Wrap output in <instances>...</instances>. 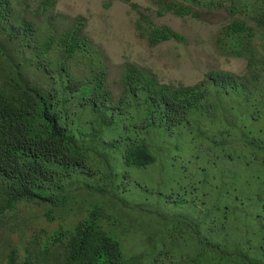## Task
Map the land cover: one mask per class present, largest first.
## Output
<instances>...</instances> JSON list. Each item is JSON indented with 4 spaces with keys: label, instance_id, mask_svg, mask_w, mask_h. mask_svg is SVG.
I'll list each match as a JSON object with an SVG mask.
<instances>
[{
    "label": "trees",
    "instance_id": "1",
    "mask_svg": "<svg viewBox=\"0 0 264 264\" xmlns=\"http://www.w3.org/2000/svg\"><path fill=\"white\" fill-rule=\"evenodd\" d=\"M57 1L0 0V264H264V202L241 215L232 178L264 171L236 153L264 149V0H154L225 12L214 43L245 73L173 84L127 61L117 94L85 18ZM138 28L151 45L188 40L145 13ZM214 97L255 135L229 131L228 108L218 124Z\"/></svg>",
    "mask_w": 264,
    "mask_h": 264
},
{
    "label": "rangeland",
    "instance_id": "2",
    "mask_svg": "<svg viewBox=\"0 0 264 264\" xmlns=\"http://www.w3.org/2000/svg\"><path fill=\"white\" fill-rule=\"evenodd\" d=\"M29 1L33 5L38 2ZM159 8L154 0H58L56 3V12L64 15L65 20L78 15L85 18V32L105 55L109 72L108 85L115 94L118 93L115 80L120 76L122 66L127 61L153 71L162 82L173 84L195 85L212 69L245 73L247 63L244 57L221 54L214 43L217 31L228 20L225 12L215 10L205 11L201 16H182L170 11L161 14ZM140 13L149 15L158 25H169L182 32L188 40L186 42L168 40L151 45L140 35L138 28ZM220 101L224 106L220 110L217 108V112L213 111L217 123L219 124L221 115L228 108L229 114L233 113L237 118L236 128L229 131L253 137L254 131L248 132L244 126L246 116L245 114L240 116L241 108L238 107L237 101L233 104L223 97H214L215 103ZM254 103L251 97L241 102L243 112L249 111ZM210 130L211 128L208 131ZM236 153L245 157L253 154L256 160L259 158L264 160V149H252L246 154L239 148ZM252 163L254 174L247 169L243 170L241 166L238 167L237 173L235 171L232 173V178L236 182L234 191L238 193L242 203L238 207V210L242 207L239 211L241 215L245 211L254 212L258 204L264 202V188L259 186L260 181L264 179V171L262 175L257 161ZM220 170L226 178L231 175L225 171V166L224 170L222 167ZM217 171L218 169L215 170ZM231 182L229 185H233L234 181Z\"/></svg>",
    "mask_w": 264,
    "mask_h": 264
}]
</instances>
